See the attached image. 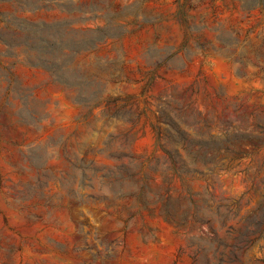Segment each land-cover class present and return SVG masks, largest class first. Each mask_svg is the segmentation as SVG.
Instances as JSON below:
<instances>
[{
  "label": "rangeland",
  "instance_id": "obj_1",
  "mask_svg": "<svg viewBox=\"0 0 264 264\" xmlns=\"http://www.w3.org/2000/svg\"><path fill=\"white\" fill-rule=\"evenodd\" d=\"M259 118L264 0H0V264H264Z\"/></svg>",
  "mask_w": 264,
  "mask_h": 264
},
{
  "label": "trees",
  "instance_id": "obj_2",
  "mask_svg": "<svg viewBox=\"0 0 264 264\" xmlns=\"http://www.w3.org/2000/svg\"><path fill=\"white\" fill-rule=\"evenodd\" d=\"M169 125L171 129L169 130L168 138L170 139V141H173L175 143H181L182 148L187 152L188 155H191L192 158L191 167L193 168L194 171L202 173L206 169L208 172H213V165L215 164V161L219 156V154H221L222 152H231L230 147L227 146V144L231 141L230 138H226L223 141L211 140L209 142L203 140H195V141L188 140V133L184 129L179 127L178 124L170 123ZM258 126L264 128V118H259ZM164 151L167 157V161L169 162V168H171L175 172L178 169L179 170L182 169L184 165V161L180 160L182 158L181 154L177 150L171 151L167 148L166 149L164 148ZM259 182L261 184L264 183V178L259 180ZM205 203L208 205L207 201ZM220 207H221L220 205H217L215 207L218 210V212ZM219 217H221L220 218L221 225L224 226L227 221V218L229 217L228 212L225 214V216L220 215ZM250 224L251 223H249L248 225L247 233H245L246 238L244 245L246 246L257 241L260 238H264V195H263V201L259 206V215H258V219L255 222V226H256L255 230L249 231ZM229 229L231 230L232 228L229 227ZM230 230H228L229 234L231 233ZM250 233H252L255 236L253 238H249ZM221 244L224 246L228 245L227 243H221ZM232 246H236V245L234 244ZM215 258L218 260V262L214 264H232L231 262H228L225 259L223 253H221L220 256L218 257L216 252ZM207 263L211 264V261L207 260Z\"/></svg>",
  "mask_w": 264,
  "mask_h": 264
}]
</instances>
